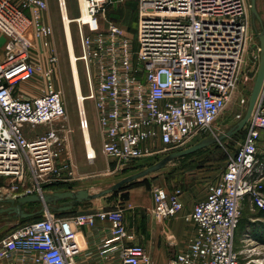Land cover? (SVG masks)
Instances as JSON below:
<instances>
[{
  "label": "built area",
  "instance_id": "built-area-1",
  "mask_svg": "<svg viewBox=\"0 0 264 264\" xmlns=\"http://www.w3.org/2000/svg\"><path fill=\"white\" fill-rule=\"evenodd\" d=\"M129 0H84L87 21L77 22L81 37L79 60L84 64L89 92L95 102L102 152L123 167L160 151L183 149L190 141L215 134L213 124L232 99L244 59L249 20L246 0H138L136 36L107 12ZM61 18L67 0H58ZM48 0H0V37H6L0 60V177L12 180L22 195L43 194L56 183L60 149L54 128L29 138L26 126L56 124L66 105L56 89L52 67L31 61L30 49L42 40L49 46L52 26L43 20ZM250 10V2H249ZM68 22V23H71ZM260 58V47L254 55ZM56 55L51 57L55 62ZM41 71L47 82L37 97L16 95L18 83ZM80 126L91 131L84 102ZM264 130V86L246 134L229 155L217 180L207 185L206 197L183 215L196 226L186 251L168 264H248L235 249V234L243 202L264 210V181L256 175L258 146ZM216 136V135H214ZM91 160H94L88 154ZM89 159V160H90ZM183 190L152 189V215L161 220L182 213ZM13 228L0 238V259L14 253L39 252L41 264H79L77 228L109 223L103 252H118L120 264H151L140 244H128L122 209L61 218L50 210Z\"/></svg>",
  "mask_w": 264,
  "mask_h": 264
},
{
  "label": "rangeland",
  "instance_id": "rangeland-1",
  "mask_svg": "<svg viewBox=\"0 0 264 264\" xmlns=\"http://www.w3.org/2000/svg\"><path fill=\"white\" fill-rule=\"evenodd\" d=\"M53 5V12H50V25L53 29V34L49 38V46H45L42 40H39L35 48L30 49L31 61L36 65L47 69L52 67L54 73L52 78L56 89H58L64 99L66 105V116L62 121L56 124H44L36 126H26L27 135L33 138L39 134H43L50 129L56 130L58 142L56 148L60 149L59 158L56 160V183L48 186L56 185V190H76V188H89L92 192H97L105 189L115 183H118L125 177H128L164 158L174 150L160 151L153 156L144 157L135 161L131 165L125 167L118 160L111 156L105 155L102 152L101 131L98 122V111L94 100H85L84 105L86 113L91 124V137L94 148L97 151V158L89 160L87 158L85 138L83 130L80 126V103L77 94V87L74 82V75L71 67V58L68 51V38L65 33V24L61 18V8L58 0H48V9ZM248 5L247 17L249 20L248 40L244 52V59L241 70L232 93V99L227 107L216 119L213 124L215 134H210L206 137L220 135L227 131L230 127L236 124L245 114L248 101L255 83V77L258 69L259 60L256 62L254 55L257 47H260V41L257 32L253 28L251 10H249L250 0H246ZM257 8L264 20V0H257ZM121 9V10H120ZM67 10L69 17L75 19L81 13L79 8V0H67ZM120 13H115L113 9L108 10L107 18L110 21L124 25V28L134 36H136L139 18L138 0H129L119 4ZM132 12V16H127L129 19L127 24L123 23L125 14ZM257 30L261 27L257 21ZM72 40L74 42L75 53L77 56L81 54V37L77 22H71ZM6 37H0V60L4 57V44ZM56 55L55 62L51 61V57ZM79 73L81 77V88L86 96L89 92V87L86 82V73L84 64L81 60L78 61ZM37 81L43 83L42 93L44 92L47 79L43 72L38 71L29 81ZM246 133V127L238 133L224 139L221 142H216L209 147L203 148L188 156L177 158L169 162L164 168L152 173L150 176L132 181L122 189H119L111 194L103 196V199L113 201L112 208H119L124 211V214L130 210V200L133 195V190L139 187L144 188V197H148L150 191L155 187H163L169 191L175 188H180L186 191L187 194L199 196L205 190L208 183L213 182L221 177L229 155L233 154ZM258 146V158L264 156V130L261 134ZM205 138V137H204ZM203 138L190 141L184 148L202 140ZM193 162V163H192ZM190 165V166H189ZM264 181V179H263ZM12 180L7 177H0V199L6 197H20L24 187L19 183L17 189H13ZM61 201L60 204H62ZM0 203V207H2ZM252 208L248 203L243 202V210ZM39 206L30 204L24 205V210L27 212L37 211ZM45 214L42 213L44 218ZM6 214H0V234L7 235L11 231V227ZM14 221V226L23 225L20 218L14 216L9 218ZM13 228V227H12ZM261 242V256L264 263V238ZM260 263V264H261Z\"/></svg>",
  "mask_w": 264,
  "mask_h": 264
},
{
  "label": "crops",
  "instance_id": "crops-1",
  "mask_svg": "<svg viewBox=\"0 0 264 264\" xmlns=\"http://www.w3.org/2000/svg\"><path fill=\"white\" fill-rule=\"evenodd\" d=\"M50 4V9H47L43 16L44 22L49 25L51 21L50 12H53L52 2ZM42 89L43 83L33 80L24 81L17 84L15 93L23 97H37L42 94ZM26 132L30 133L27 130ZM258 177L264 179V171H261ZM206 190L199 196L190 195L184 191L182 200L185 207L182 213L174 217L157 220L152 215L154 205L152 191H150L148 197L143 198L145 195L144 188L134 189L130 200L131 211L125 213V223L129 233L126 242L142 245L151 258V264H168L176 253L187 250L190 239L195 235V224L192 221H186L183 215L191 211L196 203L206 197ZM53 191L49 190L48 192ZM103 198L102 196L87 203H79L72 210H69L70 212L63 214H59L58 211H50L58 217L70 218L77 214L96 213L101 209L112 208L113 201ZM245 203L249 205L247 200ZM258 211L257 208H250L245 211V214L243 211L235 234V249L239 253L242 262H248V264H260V260L263 261L261 256L263 250L260 248V241L264 238V218L257 217ZM9 218L6 220H8L9 223L7 224L10 225L12 230L16 223L10 221ZM77 236L80 251L76 258L79 264L121 263L118 252L109 254L103 252L102 241L110 236L108 222L98 220L94 226H79ZM2 237L4 236L0 234V238ZM39 254V252H32L30 255L16 252L9 259H0V264H41L31 259L32 257H38Z\"/></svg>",
  "mask_w": 264,
  "mask_h": 264
},
{
  "label": "water",
  "instance_id": "water-1",
  "mask_svg": "<svg viewBox=\"0 0 264 264\" xmlns=\"http://www.w3.org/2000/svg\"><path fill=\"white\" fill-rule=\"evenodd\" d=\"M250 10L253 28L257 32V36L260 41V58L255 77V83L251 91L245 114L236 124H234L227 131L223 132L220 135L205 137L202 140L196 142L195 144L190 145L189 147L183 148L175 152H171L158 162L128 177H125L118 183H115L97 192H92L89 188H81L77 190H57L53 192H46L43 194H30L23 195L20 197L2 198L0 199V203L8 204V206L0 207V214L7 213L8 215H12L16 218L26 219L31 218L37 214H42L47 210H53L58 212L72 210L75 205L79 203H87L95 198L111 194L132 181H136L141 178L150 176L152 173L164 168L169 162L177 158L193 154L203 148L209 147L210 145L216 142H221L224 139L231 137L232 135L238 133L240 130L245 128L254 112L255 106L264 86V20L258 11L257 0H250ZM257 21L259 22L261 27L260 31L257 30ZM61 201L65 202L63 204H60ZM30 203H39L40 209L33 212L25 211L24 205Z\"/></svg>",
  "mask_w": 264,
  "mask_h": 264
},
{
  "label": "bare ground",
  "instance_id": "bare-ground-1",
  "mask_svg": "<svg viewBox=\"0 0 264 264\" xmlns=\"http://www.w3.org/2000/svg\"><path fill=\"white\" fill-rule=\"evenodd\" d=\"M80 8L82 9L83 13H82V19H84L85 21H87L88 17L87 14L85 12V2L84 0H80ZM64 17L66 19L65 22V33L67 35L68 38V51H69V55L71 58V67H72V71H73V75H74V82L75 85L77 87V94H78V99H79V103L82 106L83 102H85V100H87L86 96L84 95L82 88H81V77H80V73H79V66H78V61H79V57L77 56V54L75 53V47H74V42L72 40V29H71V18L69 17L68 12L63 11ZM84 138H85V144H86V150H87V158H89L88 154L90 155V157H92L93 159L97 158V151L93 146L92 140H91V132H83ZM175 152V151H174ZM91 160V159H90Z\"/></svg>",
  "mask_w": 264,
  "mask_h": 264
},
{
  "label": "trees",
  "instance_id": "trees-1",
  "mask_svg": "<svg viewBox=\"0 0 264 264\" xmlns=\"http://www.w3.org/2000/svg\"><path fill=\"white\" fill-rule=\"evenodd\" d=\"M118 8H119V6L118 7H116V8H113V11H115V13H120V10H118ZM127 16H132V12H128V13H126L125 14V17L123 18V23L124 24H127L128 23V21H129V19L130 18H128ZM124 26V25H123ZM246 134V133H245ZM245 134H244V137H245ZM179 150H181V149H179ZM174 151H178V150H174ZM174 151H172V152H174ZM188 156V155H187ZM259 164H258V167L256 166V175H259L260 174V172L261 171H264V156H262V158H259V162H258ZM56 185H54V186H47V189L48 190H54V191H57L56 190V187H55ZM126 186V185H125ZM124 186V187H125ZM124 187H122V188H124ZM121 188V189H122ZM67 190H70V189H67ZM30 205H32V206H39L40 204L39 203H30ZM259 211H258V213H257V217H260V218H264V210H262V209H259V208H257ZM31 212H33V211H31ZM67 212H70V211H63V212H60L59 214H63V213H67ZM42 217V214H37V215H35V216H33V217H31V218H26V219H22V218H20V220H21V222L23 223V224H25V223H28V222H30V221H33V220H36V219H39V218H41Z\"/></svg>",
  "mask_w": 264,
  "mask_h": 264
},
{
  "label": "flooded vegetation",
  "instance_id": "flooded-vegetation-1",
  "mask_svg": "<svg viewBox=\"0 0 264 264\" xmlns=\"http://www.w3.org/2000/svg\"><path fill=\"white\" fill-rule=\"evenodd\" d=\"M2 206H8V204H1ZM6 215H7V217H12L11 215L10 216H8V214L7 213H5Z\"/></svg>",
  "mask_w": 264,
  "mask_h": 264
}]
</instances>
